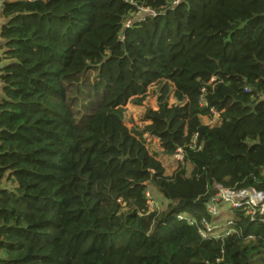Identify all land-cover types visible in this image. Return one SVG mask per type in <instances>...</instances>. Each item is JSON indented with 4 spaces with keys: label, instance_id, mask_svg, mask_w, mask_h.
Returning <instances> with one entry per match:
<instances>
[{
    "label": "trees",
    "instance_id": "trees-1",
    "mask_svg": "<svg viewBox=\"0 0 264 264\" xmlns=\"http://www.w3.org/2000/svg\"><path fill=\"white\" fill-rule=\"evenodd\" d=\"M0 18V264H264L244 211L211 238L178 217L211 220L195 208L218 184L264 191V0H4ZM153 84L145 133L184 150L173 171L124 121Z\"/></svg>",
    "mask_w": 264,
    "mask_h": 264
},
{
    "label": "rangeland",
    "instance_id": "rangeland-1",
    "mask_svg": "<svg viewBox=\"0 0 264 264\" xmlns=\"http://www.w3.org/2000/svg\"><path fill=\"white\" fill-rule=\"evenodd\" d=\"M147 10L144 8L140 9V13H137L136 17H140L142 14H144ZM3 22V19L0 18V24ZM1 40V38H0ZM3 62H0V65H2ZM160 85L159 84H153L151 85L144 98L141 100V102L136 101L135 99L130 100L124 109V121L129 130H139L144 132V136L146 137L147 140V145L150 149V151L153 152H158V156L161 159L162 164L164 165L166 171H173V169H176L179 161L182 159V154H177L174 156H161L162 154L160 153L162 151L160 141L158 140L157 137L145 133L146 128L150 124V120L147 118V114L149 110H156L158 109V104H159V96L161 94L160 90ZM1 91V90H0ZM171 94L173 93V89L171 90ZM176 100L174 99L173 95H170L169 97V104L175 103ZM206 123H212L215 122L217 119V114L215 118H203ZM216 185L215 187H217ZM150 194L152 195L153 199L156 200L155 206H153V209H161L165 206V198L159 193L155 191L150 190ZM148 209H151L150 206L147 207ZM196 211H208L212 212L214 211L215 213L213 214V221H217V228L214 231L215 235L220 234L223 231H226L227 229V220L229 222V219L233 217L234 210L230 209L229 207H223L222 205H218L216 203H208L204 207L200 208H195ZM191 209L185 210L183 213L180 214H185L189 215L191 214ZM181 216V215H180Z\"/></svg>",
    "mask_w": 264,
    "mask_h": 264
},
{
    "label": "built area",
    "instance_id": "built-area-1",
    "mask_svg": "<svg viewBox=\"0 0 264 264\" xmlns=\"http://www.w3.org/2000/svg\"><path fill=\"white\" fill-rule=\"evenodd\" d=\"M4 0H0V5L3 3ZM147 10L146 12H150L155 15V11L151 10L150 8H144ZM196 142V136L193 139ZM182 154V159L184 156V150L182 148H178L175 155ZM217 191L215 196L208 202V203H216L218 205H222L223 207H229L232 210H242L246 214L250 215L251 218L254 220H259L264 222V191H257L253 188H240V189H231L226 188L220 184L216 187ZM147 196V207L150 206L153 210V206H155L156 200L153 199L152 195L150 194V190L146 191ZM207 203V204H208ZM211 213L212 219L208 220L203 217L200 220H197L190 215L179 214V219H184L188 223L192 225H197L199 227V233L204 238H211V237H219L224 233H229L234 230V222L233 219L230 218L229 222L227 220V229L226 231L221 232L218 235L214 234L215 229L217 228V221H213V214L214 211L209 212ZM213 213V214H212ZM181 215V216H180Z\"/></svg>",
    "mask_w": 264,
    "mask_h": 264
},
{
    "label": "crops",
    "instance_id": "crops-1",
    "mask_svg": "<svg viewBox=\"0 0 264 264\" xmlns=\"http://www.w3.org/2000/svg\"><path fill=\"white\" fill-rule=\"evenodd\" d=\"M0 90H1V85H0Z\"/></svg>",
    "mask_w": 264,
    "mask_h": 264
},
{
    "label": "bare ground",
    "instance_id": "bare-ground-1",
    "mask_svg": "<svg viewBox=\"0 0 264 264\" xmlns=\"http://www.w3.org/2000/svg\"><path fill=\"white\" fill-rule=\"evenodd\" d=\"M234 212H235V210H234Z\"/></svg>",
    "mask_w": 264,
    "mask_h": 264
}]
</instances>
